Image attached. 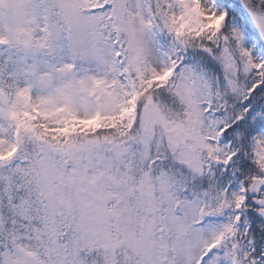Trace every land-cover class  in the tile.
Wrapping results in <instances>:
<instances>
[{
	"label": "snow or ice",
	"instance_id": "snow-or-ice-1",
	"mask_svg": "<svg viewBox=\"0 0 264 264\" xmlns=\"http://www.w3.org/2000/svg\"><path fill=\"white\" fill-rule=\"evenodd\" d=\"M0 264H264V0H0Z\"/></svg>",
	"mask_w": 264,
	"mask_h": 264
}]
</instances>
